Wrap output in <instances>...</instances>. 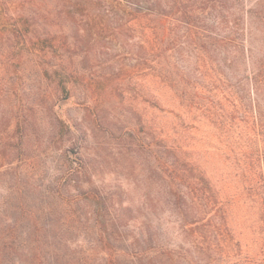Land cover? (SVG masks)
<instances>
[{"label": "trees", "instance_id": "1", "mask_svg": "<svg viewBox=\"0 0 264 264\" xmlns=\"http://www.w3.org/2000/svg\"><path fill=\"white\" fill-rule=\"evenodd\" d=\"M2 3L0 264H175L162 236L170 224L181 234H235L230 211L244 198L255 208L253 232L264 234V0ZM44 24L60 30H41ZM77 50L81 63L92 59L94 72L69 63ZM29 60L65 98L77 82L140 75L168 87L192 119L199 111L200 119L222 126L229 104L243 111L235 116L232 110L231 123L235 117L250 123L260 145L240 149V186L230 193L209 177L194 142L164 125L152 141L149 126L146 144L130 148L131 135L117 157L118 172L129 181L134 153L144 156L140 187L108 183L102 154L84 152L77 143L62 150L71 128L57 115L53 97L45 95L44 107L36 103L42 115L34 107L13 110V73L22 75ZM33 133L51 147L59 166L54 172L46 169L47 159L29 156ZM260 257L254 264H264V253Z\"/></svg>", "mask_w": 264, "mask_h": 264}, {"label": "rangeland", "instance_id": "2", "mask_svg": "<svg viewBox=\"0 0 264 264\" xmlns=\"http://www.w3.org/2000/svg\"><path fill=\"white\" fill-rule=\"evenodd\" d=\"M2 2L1 22L4 13ZM45 2L48 6L53 5L52 0ZM42 26L41 30H60L55 24ZM80 52L81 50H77V54L73 53L72 58L66 59L77 66L84 63L88 70L92 68L94 72L95 68L90 67L93 64L92 59L81 63ZM124 62L128 65L134 61L126 59ZM27 64L23 66L22 75L16 76L13 73V110L34 107L38 114L42 115L44 109L37 107L36 103L44 107L45 95L49 99L53 97L52 103L57 115L71 128V131L63 136L62 150L77 143L83 147L84 152H91L92 155L102 154L106 159L103 178L108 183L117 182L124 187H140L138 185L142 183L138 181L140 174L137 173L141 169L142 161L144 162V156L140 152L134 153L132 160L137 163L133 171L135 173L129 181L122 172H118L121 167L117 157L121 145L127 143L131 135L135 136V140L130 148H140L146 144L145 140L150 138L147 134L149 126L154 136L152 141L159 136L164 125L168 129L167 132L173 136H182L190 143L194 142L195 156L205 161L209 177L214 182L225 185L230 193L235 192L236 184L240 186L239 177L236 176L240 171L236 163L240 149H255L260 145L250 123L240 121L236 117L231 123L233 107L229 104L225 105L222 126L214 123L211 118L200 119L199 111L195 112L196 119H192L194 113L187 115L179 106L173 92L156 78L148 77L149 79L145 80L140 75L122 76L111 81L104 80L99 85L92 82L88 86L77 82L72 84L71 94L65 98L61 91L58 92L54 86L47 85L40 75V70L34 68L31 60ZM119 65L120 62L115 64L116 67ZM117 84H120L118 90ZM146 90L150 96L145 94ZM240 111L242 110L235 113L233 110V114L239 116ZM180 117L184 119L185 126L180 125ZM14 126L15 118L13 129ZM172 126L173 129H169ZM32 137L29 156L47 159L46 169L54 172L59 166L53 158L54 153L50 151L51 147L39 144L40 139L36 133H33ZM252 204L250 199L244 198L231 208L235 234H204L201 231L181 234L179 229L170 224L168 233L162 236L171 244L175 264H254L260 260V255L264 253V234L254 233L250 225L256 218ZM166 225L165 221V227Z\"/></svg>", "mask_w": 264, "mask_h": 264}]
</instances>
